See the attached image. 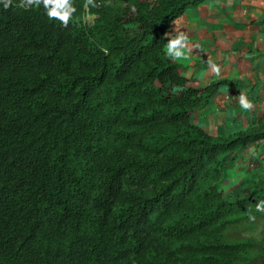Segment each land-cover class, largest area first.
Returning a JSON list of instances; mask_svg holds the SVG:
<instances>
[{
    "label": "trees",
    "instance_id": "trees-1",
    "mask_svg": "<svg viewBox=\"0 0 264 264\" xmlns=\"http://www.w3.org/2000/svg\"><path fill=\"white\" fill-rule=\"evenodd\" d=\"M201 1L73 0L66 28L0 4V264H264V239L228 234L262 215L264 177L218 187L264 123L207 132L192 112L227 81L165 56Z\"/></svg>",
    "mask_w": 264,
    "mask_h": 264
},
{
    "label": "crops",
    "instance_id": "crops-1",
    "mask_svg": "<svg viewBox=\"0 0 264 264\" xmlns=\"http://www.w3.org/2000/svg\"><path fill=\"white\" fill-rule=\"evenodd\" d=\"M174 22L166 33L176 25L178 31L188 35L192 49L180 62L181 74L191 85L201 88L218 79L227 81L206 106L192 112L193 121L216 136L264 123V0H231L230 5L228 0H202ZM167 42L165 38V45ZM210 60L221 68L220 76L212 72ZM239 93L255 105L253 110L238 106ZM261 177L264 139L236 156L218 187L233 195L236 187L253 185ZM254 221L260 222L264 231V212Z\"/></svg>",
    "mask_w": 264,
    "mask_h": 264
},
{
    "label": "clouds",
    "instance_id": "clouds-1",
    "mask_svg": "<svg viewBox=\"0 0 264 264\" xmlns=\"http://www.w3.org/2000/svg\"><path fill=\"white\" fill-rule=\"evenodd\" d=\"M0 4L3 5L4 10H7L13 5V0H0ZM228 4H231V0H228ZM41 5L49 19L59 21L65 28L68 27L70 20L76 12L73 0H20L17 6L28 10L33 6L39 7ZM100 6L96 0H85L84 3L85 9L99 8ZM173 23L175 24V22ZM165 38L168 41L165 45V56L174 62L185 61L192 50L188 35L184 31H178L175 25L172 32L165 33ZM209 67L216 76L221 75V68L211 60L209 61ZM238 106L246 111H251L255 107L244 93H239L238 95ZM253 155H255V152H253ZM256 211L264 212V200L256 203ZM255 219V216L249 215L250 221H254Z\"/></svg>",
    "mask_w": 264,
    "mask_h": 264
},
{
    "label": "rangeland",
    "instance_id": "rangeland-1",
    "mask_svg": "<svg viewBox=\"0 0 264 264\" xmlns=\"http://www.w3.org/2000/svg\"><path fill=\"white\" fill-rule=\"evenodd\" d=\"M88 19L90 21L93 20L92 16H89ZM226 195V197H232V193H230L229 191L224 193ZM262 225V222H261ZM260 222L257 221H251L249 224L247 223V225L245 224H240V226L237 227H232L228 234L229 236L233 237V238H241V237H247V236H251V237H255L257 239H262L264 238V231L262 230V226H260ZM258 259V258H257ZM264 256L263 257H259V260H257V263H262L264 261Z\"/></svg>",
    "mask_w": 264,
    "mask_h": 264
}]
</instances>
